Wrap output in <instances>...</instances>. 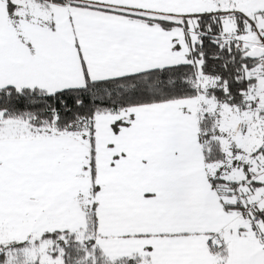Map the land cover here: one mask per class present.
Returning a JSON list of instances; mask_svg holds the SVG:
<instances>
[{"label":"snow or ice","instance_id":"6c2138e0","mask_svg":"<svg viewBox=\"0 0 264 264\" xmlns=\"http://www.w3.org/2000/svg\"><path fill=\"white\" fill-rule=\"evenodd\" d=\"M0 264H264V0H0Z\"/></svg>","mask_w":264,"mask_h":264}]
</instances>
